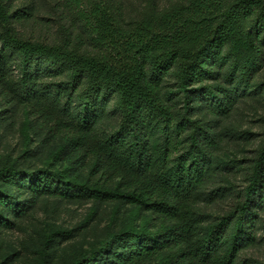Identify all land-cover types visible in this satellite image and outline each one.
Wrapping results in <instances>:
<instances>
[{"label": "trees", "instance_id": "obj_1", "mask_svg": "<svg viewBox=\"0 0 264 264\" xmlns=\"http://www.w3.org/2000/svg\"><path fill=\"white\" fill-rule=\"evenodd\" d=\"M63 3L86 40L25 38L14 24L34 6L0 0V127L19 122L23 145L0 162V227L40 198L112 204L104 229L64 264H237L253 241L264 140L243 201L208 224L198 202L225 169L223 120L264 62V0H147L130 23L117 0ZM31 158L44 160L23 166ZM72 233L45 236L39 264Z\"/></svg>", "mask_w": 264, "mask_h": 264}, {"label": "rangeland", "instance_id": "obj_2", "mask_svg": "<svg viewBox=\"0 0 264 264\" xmlns=\"http://www.w3.org/2000/svg\"><path fill=\"white\" fill-rule=\"evenodd\" d=\"M6 1L11 11L29 4L34 6L27 20L14 24L25 38L53 43L60 41L70 31L72 38L81 34L86 40L81 24L74 13L65 7L64 0ZM117 1L122 5L125 23L138 18L147 3V0ZM169 1L176 0H158V3L164 7ZM167 85H173V81L169 80ZM223 121V125L228 128V132L225 131V145L220 153L225 169L221 167L222 172L215 182L208 184L202 191L198 208L203 224L219 219L234 209L236 201L244 199L242 192L246 186V175L264 140V62L254 76L250 89L239 98ZM118 123L119 117H112L105 123L103 131L109 134L117 128ZM22 149L19 122L12 128L0 127V162L7 156L18 157ZM43 160L31 158L22 163L20 159L19 163L25 167H34L41 166ZM229 161H235L238 166L228 165ZM218 188H221L218 195H209L211 190ZM112 207V204L93 206L90 201L68 203L53 198H40L23 215L10 217L9 228L0 227V264H39L37 250L41 248L43 238L59 230L73 231V235L62 239L49 264L66 263L104 229ZM92 208L95 209L93 217L81 226ZM254 209L255 218L251 223L253 241L250 246L239 251L237 264H264V190L261 201Z\"/></svg>", "mask_w": 264, "mask_h": 264}]
</instances>
